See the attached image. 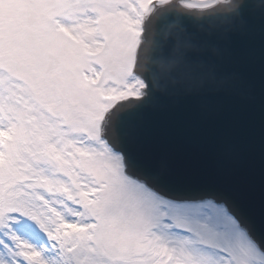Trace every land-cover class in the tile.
<instances>
[{
    "label": "snow or ice",
    "instance_id": "obj_1",
    "mask_svg": "<svg viewBox=\"0 0 264 264\" xmlns=\"http://www.w3.org/2000/svg\"><path fill=\"white\" fill-rule=\"evenodd\" d=\"M160 101L258 212L142 164ZM0 264H264V0H0Z\"/></svg>",
    "mask_w": 264,
    "mask_h": 264
},
{
    "label": "water",
    "instance_id": "obj_2",
    "mask_svg": "<svg viewBox=\"0 0 264 264\" xmlns=\"http://www.w3.org/2000/svg\"><path fill=\"white\" fill-rule=\"evenodd\" d=\"M220 23H223L220 18L205 21L208 26ZM153 26L164 29L166 22L154 20ZM222 103L226 106L238 104V102L226 100ZM125 110H130L127 105L124 109H120L121 112ZM171 111L172 107L168 101H160L154 110L145 112L142 117L132 119L137 138L130 147L138 153L142 164L146 163L151 167L165 164L177 183L187 185L194 190L204 187L215 188L230 197L242 213L250 215L258 212V201L253 197L246 174L242 169L230 175H223L215 169L207 154L165 132ZM109 138L113 142L117 140V134L113 128L109 129Z\"/></svg>",
    "mask_w": 264,
    "mask_h": 264
}]
</instances>
